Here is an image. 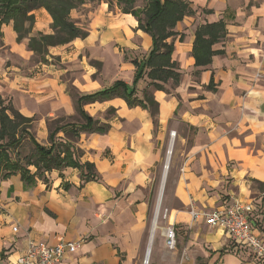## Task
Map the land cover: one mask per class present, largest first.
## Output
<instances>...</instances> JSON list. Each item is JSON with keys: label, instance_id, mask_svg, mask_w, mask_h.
<instances>
[{"label": "crops", "instance_id": "crops-1", "mask_svg": "<svg viewBox=\"0 0 264 264\" xmlns=\"http://www.w3.org/2000/svg\"><path fill=\"white\" fill-rule=\"evenodd\" d=\"M199 5L228 19L225 38L214 45L223 53L206 70L190 73L192 33L187 41L174 40L179 83L172 87L169 82L168 93L149 88L158 103L155 115L119 97L94 103L114 108L110 129L82 133L77 145L80 160L94 163L102 181L81 185L73 167L48 173L49 187L37 180L24 188L18 173L0 178V264H14L27 239L53 243L60 236L83 239L60 264H144L146 257L147 264H259L223 228L193 220L190 209L209 211L233 198L256 202L264 195L255 187L264 189V0H194ZM34 17L32 32L49 33L50 14L38 8ZM0 32L1 81L15 68L3 50L25 60L31 53L17 42L11 22ZM143 34L146 53L151 37ZM211 74L215 89L207 90ZM132 79L131 73L124 81ZM49 82L65 99L64 91ZM137 95L142 97V91ZM26 99L13 102L30 116L34 111ZM72 110L64 108L66 114ZM167 227L176 233L173 248L165 243ZM258 228L264 237V224Z\"/></svg>", "mask_w": 264, "mask_h": 264}, {"label": "trees", "instance_id": "trees-1", "mask_svg": "<svg viewBox=\"0 0 264 264\" xmlns=\"http://www.w3.org/2000/svg\"><path fill=\"white\" fill-rule=\"evenodd\" d=\"M141 1L143 5L137 6ZM108 8L115 5L122 13L131 14L137 21V29L151 37L148 51L140 58H133L134 76L130 84L116 80L93 92L79 93L74 97L75 111L79 121L66 120L64 117L48 118L47 144L40 143L32 132L33 116H25L17 110L11 100L0 96V178H9L18 173L24 188L33 187L41 180L49 187L47 174L52 170L61 171L65 167L77 168L80 184L88 181H102L94 163L81 161L82 151L77 145L82 133H100L109 131L108 119L102 121L91 116L84 106L95 102L122 98L127 106H140L155 115L158 103L149 88L170 92L181 78V69L174 59V40L182 41L184 33L175 28L178 22L196 13V7L190 0H106ZM85 3V0H0V27L12 23L17 34V42L27 39V48L41 61L48 54V48L63 46L77 38L83 39L87 31L69 16L70 11ZM44 8L51 16V32L31 34L34 24V10ZM202 22L195 26L190 55L194 59L192 75L206 70L216 55L223 51L214 45L222 41L227 34V16L214 17L207 10ZM1 35V32H0ZM145 79L142 97L137 95L139 81ZM214 90L213 74L205 85ZM109 111L114 112L110 107ZM28 146L27 153L21 149ZM33 168V170L30 169ZM70 185L63 184L64 188ZM260 190L263 188L260 187Z\"/></svg>", "mask_w": 264, "mask_h": 264}, {"label": "rangeland", "instance_id": "rangeland-1", "mask_svg": "<svg viewBox=\"0 0 264 264\" xmlns=\"http://www.w3.org/2000/svg\"><path fill=\"white\" fill-rule=\"evenodd\" d=\"M190 1L194 6V0ZM142 5L141 1L137 2L138 7ZM196 9L194 15L185 17L178 25V32L184 33V41L188 40L195 26L206 19L207 10L213 11L203 5L197 6ZM128 15H124L115 5L111 9L108 8L106 0H85L84 4L70 11L71 19L87 31L85 38H77L60 47H49L43 61L27 48V39L20 41L25 43V49L31 53L26 60L14 52H1L2 56L4 54L8 57L7 63L15 68L11 70L12 74H6L9 79L1 77L4 80L0 81V94L6 100H11L15 108L17 105L13 102L14 98H21L20 102L23 103L32 95L33 99L26 101L30 102L31 110L34 111L30 115L34 117L32 132L39 142L47 144L43 133L47 129L48 118L64 117L66 120L79 121L74 103L77 94L93 92L94 88L103 84L125 80L131 73L134 76L135 69L130 71L125 63L145 54L142 52L145 35L141 30H137L134 17ZM213 16L215 17L214 14ZM175 42H178V36L175 37ZM50 80L64 91L65 99L57 97L58 94L54 92L56 89L50 84ZM145 85V79L138 83L139 93ZM92 104H86L84 108L95 118L105 120L113 116L114 112L109 111V108L103 109L102 106ZM68 106L73 109L70 114L64 112V108ZM27 150L28 146L21 149L22 154L27 153ZM255 187L260 189L259 184ZM259 198L264 210V195ZM263 224L264 222L260 225L256 222L260 228ZM249 253L257 263L264 264L261 258Z\"/></svg>", "mask_w": 264, "mask_h": 264}, {"label": "built area", "instance_id": "built-area-1", "mask_svg": "<svg viewBox=\"0 0 264 264\" xmlns=\"http://www.w3.org/2000/svg\"><path fill=\"white\" fill-rule=\"evenodd\" d=\"M262 208L261 201L245 202L233 198L228 203L209 211L190 209V215L193 220L202 219L209 226L223 228L234 245L249 249L264 261V237L256 225L257 219L264 214ZM12 231L16 232L17 227L13 226ZM175 239L174 228L167 227L165 229L166 246L173 248ZM82 242V238L68 240L61 236L57 237L53 243L27 239L14 264H60L63 258L76 251ZM144 264H147V261L144 260Z\"/></svg>", "mask_w": 264, "mask_h": 264}, {"label": "bare ground", "instance_id": "bare-ground-1", "mask_svg": "<svg viewBox=\"0 0 264 264\" xmlns=\"http://www.w3.org/2000/svg\"><path fill=\"white\" fill-rule=\"evenodd\" d=\"M145 259H146L145 261H147V257Z\"/></svg>", "mask_w": 264, "mask_h": 264}]
</instances>
